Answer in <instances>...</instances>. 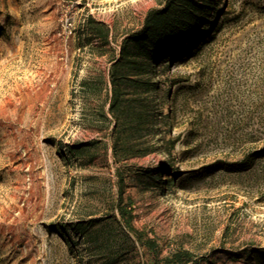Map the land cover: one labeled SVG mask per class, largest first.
Here are the masks:
<instances>
[{"label": "rangeland", "instance_id": "obj_1", "mask_svg": "<svg viewBox=\"0 0 264 264\" xmlns=\"http://www.w3.org/2000/svg\"><path fill=\"white\" fill-rule=\"evenodd\" d=\"M0 264H264V0H0Z\"/></svg>", "mask_w": 264, "mask_h": 264}, {"label": "trees", "instance_id": "obj_2", "mask_svg": "<svg viewBox=\"0 0 264 264\" xmlns=\"http://www.w3.org/2000/svg\"><path fill=\"white\" fill-rule=\"evenodd\" d=\"M172 4H175V1L172 2ZM171 6V5H170ZM163 14H167V13H163ZM151 19L148 20V25L146 27V30H144L143 33L141 34H136V35H133L131 36L130 38H128L126 40V43L129 44L131 43L133 40H136L137 38H140V35L141 36H144L143 40L147 41L149 39V22H150ZM97 29H98V32L99 34L105 39L107 40L108 39V36H109V31L107 30V28L104 26V25H100L98 24L97 26ZM125 48H126V45L123 47V50H122V55H121V58L118 59L114 65L112 66V70H111V83H112V109L114 108L115 104L118 102L119 98L121 97V88H120V84H119V81L120 79H122L123 77L121 76L120 74V67L123 63V59H124V53H125ZM114 61V60H113ZM156 62H153V64H155ZM162 173V172H161ZM164 185H168L169 182L168 181H164L163 182Z\"/></svg>", "mask_w": 264, "mask_h": 264}]
</instances>
